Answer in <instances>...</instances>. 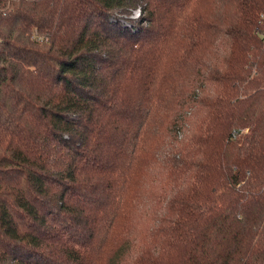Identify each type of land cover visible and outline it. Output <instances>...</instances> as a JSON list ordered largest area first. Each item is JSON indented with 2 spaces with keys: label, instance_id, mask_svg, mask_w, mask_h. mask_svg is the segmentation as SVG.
Listing matches in <instances>:
<instances>
[{
  "label": "trees",
  "instance_id": "trees-1",
  "mask_svg": "<svg viewBox=\"0 0 264 264\" xmlns=\"http://www.w3.org/2000/svg\"><path fill=\"white\" fill-rule=\"evenodd\" d=\"M0 264H264V0H0Z\"/></svg>",
  "mask_w": 264,
  "mask_h": 264
},
{
  "label": "rangeland",
  "instance_id": "rangeland-1",
  "mask_svg": "<svg viewBox=\"0 0 264 264\" xmlns=\"http://www.w3.org/2000/svg\"><path fill=\"white\" fill-rule=\"evenodd\" d=\"M141 15L140 13V9H136V10H133L132 13H131V17H134V18H139ZM136 234L139 235L140 237V234H144V229L140 226L138 228H136ZM137 242V241H136Z\"/></svg>",
  "mask_w": 264,
  "mask_h": 264
}]
</instances>
